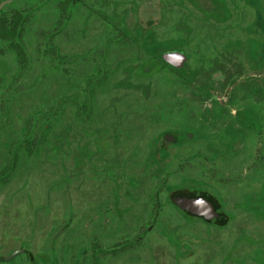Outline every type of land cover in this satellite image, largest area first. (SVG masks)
Instances as JSON below:
<instances>
[{"label":"flooded vegetation","instance_id":"flooded-vegetation-1","mask_svg":"<svg viewBox=\"0 0 264 264\" xmlns=\"http://www.w3.org/2000/svg\"><path fill=\"white\" fill-rule=\"evenodd\" d=\"M54 11L56 73L102 66L106 100L27 150L0 264H264V0H43L47 35Z\"/></svg>","mask_w":264,"mask_h":264},{"label":"trees","instance_id":"trees-1","mask_svg":"<svg viewBox=\"0 0 264 264\" xmlns=\"http://www.w3.org/2000/svg\"><path fill=\"white\" fill-rule=\"evenodd\" d=\"M57 13L47 35L43 0H14L0 12V193L25 174L18 168L27 164V150L52 148L62 109L72 117L74 104L106 100L108 77L102 66L78 78L56 73L61 66L58 45L52 41L58 35ZM80 31L88 36V24L83 22ZM96 31V36L107 35L104 28Z\"/></svg>","mask_w":264,"mask_h":264},{"label":"rangeland","instance_id":"rangeland-1","mask_svg":"<svg viewBox=\"0 0 264 264\" xmlns=\"http://www.w3.org/2000/svg\"><path fill=\"white\" fill-rule=\"evenodd\" d=\"M95 33V32H94ZM106 99V96H105ZM3 197H5V194H1L0 195V245H2V251L1 253H6L8 248L14 244L13 242V237L9 234V223H10V210H9V206H8V202L4 201L5 199H3ZM264 214V212H263ZM17 237L19 239H22L24 237L23 234H18ZM215 237H208V241L212 244H216L217 240H214ZM223 238V237H222ZM248 239L246 237H242V239ZM217 239V237H216ZM225 243L227 242V238H223ZM234 239V238H232ZM241 239V238H240ZM254 241H260V239L258 240V238H256ZM41 238H35L33 240V246H34V250H33V254L34 255H38L39 254V249L38 246L41 245ZM232 243V241L230 242V244ZM5 246H8L6 249L3 248ZM257 256L259 259H261L264 262V249H259L256 252Z\"/></svg>","mask_w":264,"mask_h":264},{"label":"water","instance_id":"water-1","mask_svg":"<svg viewBox=\"0 0 264 264\" xmlns=\"http://www.w3.org/2000/svg\"><path fill=\"white\" fill-rule=\"evenodd\" d=\"M13 0H4L1 4H0V9L3 7V5L11 3Z\"/></svg>","mask_w":264,"mask_h":264}]
</instances>
